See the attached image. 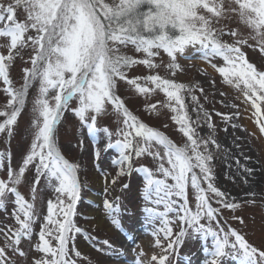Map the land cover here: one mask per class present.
Here are the masks:
<instances>
[{"label":"snow or ice","instance_id":"snow-or-ice-1","mask_svg":"<svg viewBox=\"0 0 264 264\" xmlns=\"http://www.w3.org/2000/svg\"><path fill=\"white\" fill-rule=\"evenodd\" d=\"M233 15L248 30L246 37L218 27ZM226 34L233 38L232 43L222 39ZM0 38V48L6 49V54L0 52V81L4 85L0 91L6 95V104L0 110V134L8 138L9 147L26 109L29 90L37 86L30 141L17 164L18 171L12 166L13 154L0 151V172L6 175V179H0V211L11 204L14 220V225L0 227V264H83L87 259L75 244L84 231L75 221L82 190L80 165L70 162L57 143L58 126L68 112L87 128L89 135L103 131L109 138L107 147L118 150L119 160L113 163L120 168L111 185L131 175L138 158L154 162V167H135L144 174L143 199L152 205L144 210L145 224L155 237V254L147 257V264H169L176 247L193 234L204 240L211 237V247L204 248V264H222L226 257L238 264H264V250L251 245L240 231L219 226L222 210L234 213L240 205L216 186L213 162L221 145L211 113L199 104L193 87L158 74L143 78L126 75L135 64L149 70L159 68L153 58L161 55L160 50L170 58L168 69H179V56L189 47L196 48L210 63V58L222 60V66H211L226 85L243 94L245 103L250 102L259 131L264 134V68L250 62L242 51L254 44L264 55V0H0ZM129 46L136 53L146 54V58L121 54ZM25 51L30 66L22 68L23 83L16 88L10 70ZM175 74L173 71L172 76ZM119 81L144 96L156 90L163 92L167 103H158L170 109L171 121L185 138L181 146L138 120L118 95ZM185 92L194 105L195 119L189 115ZM109 110L120 124L115 133L97 127L98 118ZM145 110L158 111L157 103ZM216 115L225 118L224 114ZM202 125L210 130L206 136L198 131ZM113 135L117 137L114 144ZM99 155L97 151V158ZM236 164L245 176L253 174L254 169L240 160ZM32 170L34 179L26 197L19 186L26 171ZM108 184L105 177L106 193ZM122 187L127 189L129 185ZM189 188L195 197L194 209L190 207ZM41 195L47 197L46 215L37 209ZM244 203L254 204L255 200L246 199ZM161 205L163 210H159ZM103 208L110 223L119 229V197L115 202L105 199ZM234 218L244 223L242 218ZM38 222L37 233L34 228ZM174 225L178 232L174 233ZM87 239L93 240L92 247L99 252L105 248L110 250L108 254L114 251L108 240ZM162 241H167L166 246ZM24 242L29 244L28 250L22 246ZM145 255L140 253L141 257ZM137 264H145L144 259Z\"/></svg>","mask_w":264,"mask_h":264},{"label":"rangeland","instance_id":"rangeland-1","mask_svg":"<svg viewBox=\"0 0 264 264\" xmlns=\"http://www.w3.org/2000/svg\"><path fill=\"white\" fill-rule=\"evenodd\" d=\"M111 3V0H105ZM146 10V6H145ZM218 27H224L225 31H238L242 37L248 35V30L234 15L229 20H224ZM222 39L225 42L232 43L233 38L230 35H224ZM0 43H3V38H0ZM252 43V42H250ZM242 51L246 54L247 59L254 63L257 67L264 68V55H262L258 48L245 46ZM0 52L6 54V49L0 48ZM153 58L154 63L160 65L157 69L149 70L146 66L135 64L132 65L126 72L129 78L145 77L147 75L158 74L162 78L174 79L176 82H182L190 87H193V94L197 95L199 104L211 113V122L215 127V136L221 148L216 151V157L213 162L214 172L217 176L216 186L228 194L230 199L237 202L240 206L233 213L230 210H222V215L218 216L221 227L227 230L236 229L241 234L246 236L248 242L264 250V134L259 131V126L256 123V117L253 115L254 109L251 108L250 102L245 103L243 94L233 86L226 85L222 77L213 69L211 63L217 66H222V60L218 58H210L205 60L203 53L196 48L189 47L184 54L178 58L179 69H168L167 64L170 58L166 54ZM121 54L128 55L132 59H144L146 54L136 53L133 46L127 49H122ZM28 60V51H25L23 58L18 57L15 61L14 67L10 70V78L13 81V86L19 88L23 83L22 68L28 67L30 64L26 63ZM175 71V76L172 72ZM143 83V80L139 81ZM4 87L3 82L0 81V89ZM149 87H152L149 85ZM203 88V93L199 91ZM118 95L125 101L126 107L137 116L140 122L154 128L155 130L163 132L175 144L181 146L183 143L182 134L178 132V126L171 121L170 109L162 107L161 103H167V97L163 92L156 90L151 94L144 96L135 92V89L128 86L126 82H118ZM224 93V95H221ZM37 94V86H33L29 90L27 98L26 109L19 118V127L15 130L14 136L11 138L10 147L8 138L0 134V151H10L13 154L12 166L18 171L17 164L21 160L25 149L30 141L29 126L31 122V108L32 102ZM185 103L188 106L189 115L192 119L196 118V112L192 111L194 105L190 100V96L185 92ZM206 97V98H205ZM157 103L158 111L149 113L145 109L148 105ZM6 104V95L0 91V110ZM110 107V106H109ZM216 113L224 114L222 118ZM234 113L238 115L234 116ZM227 117H232L228 119ZM3 118H0L2 120ZM168 127L165 128L164 124ZM235 125V127H233ZM120 126L116 116L109 110L108 114L99 117L97 120V127H107L110 131L115 133V130ZM201 136H206L209 129L206 125H202L198 129ZM117 137L113 135L111 142L114 144ZM226 140H233L237 145L236 148L243 150V157L246 161L252 163L254 167L255 183L247 184L246 178L242 175H232L225 170L224 155L227 151L224 150V143ZM109 138L103 131L96 132L95 135H89L87 128L81 127L79 122L71 112L65 114L61 125L58 126L57 143L62 152L70 162L80 165V179L82 181L81 199L77 203V215L75 221L77 226L84 231L78 235L75 241L76 248L82 253L83 264H109L116 261L114 257L121 260L125 252L129 253V248L135 247L140 238H150L153 243L155 237L151 235L152 228L145 224L146 207H152L143 199V176L142 172L135 171V167L148 166L154 167V162L151 158H138L134 170L131 175H126L118 180V183L113 186L110 184L112 178L116 176L120 166L113 162L119 160V152L116 148H108L107 144ZM100 155L97 158L96 152ZM7 163V162H6ZM105 177H107L109 184V191L105 192ZM0 179H6V175L0 172ZM34 179V170L26 171L25 180L19 186L22 194L29 192V184ZM127 184V189L122 185ZM251 185V187H250ZM206 186V185H205ZM254 191L255 196L247 195ZM119 197V204L121 211L119 219L121 227L116 229L110 223V218L106 215L103 208V201L108 199L115 202V198ZM46 196H38L37 209L46 215ZM255 200L254 204L244 203L245 200ZM190 207L194 209V194L189 188ZM43 201V207L41 202ZM215 204V203H214ZM11 204L7 206L6 211H0V227L14 225V220L11 217ZM99 210L103 214L104 222L101 224L97 218ZM159 210H163L161 205ZM242 218L244 223L241 224L238 219ZM207 225V221H201ZM40 223L35 225L34 231L38 233ZM213 227L217 225L213 222ZM173 231L178 232L179 228L173 226ZM191 231V230H190ZM92 237L100 241L108 240L112 245L114 251L109 253V249L105 248L104 252L97 251L92 247L93 240L87 239ZM174 238V237H173ZM3 237L0 236V241ZM116 242H122V246H117ZM166 246L167 241H162ZM0 246H3L0 244ZM25 250H28L29 244L24 242ZM130 246V247H129ZM205 247H211V237L207 240L200 238L199 234H193L192 237H185L184 242L176 247L175 253L170 258L169 264H204L206 254ZM155 254V253H154ZM134 258H139L138 252L132 253ZM222 264H238V261L232 258H224Z\"/></svg>","mask_w":264,"mask_h":264},{"label":"bare ground","instance_id":"bare-ground-1","mask_svg":"<svg viewBox=\"0 0 264 264\" xmlns=\"http://www.w3.org/2000/svg\"><path fill=\"white\" fill-rule=\"evenodd\" d=\"M224 143V150L227 151V153L224 155V165H225V170H227V172L229 171L230 174L232 175H242L243 177L246 178V180L248 181L247 184H253L255 183V179H254V173L251 176H245L242 172V170H238V165L236 164L237 160H240L241 164L246 165L248 167H251L252 169H254L252 163H250L249 161H246L245 159H243V157L246 158V156L244 155L243 150H241L239 147L236 148V144L235 141L233 140H226ZM95 213H97V218L99 220V222L102 224L104 222V216L101 212H99V210L94 211ZM117 246H122V242H116ZM137 245L135 247H131L129 248V253L125 252L124 256L121 260H118L117 257H114V259L116 260L115 262L112 261L109 264H137V261L140 259H144L145 264H147V257H150L152 254H154L153 251V246L154 243L153 241L146 237L141 239L140 241H137L136 243ZM124 248V246H122ZM130 247V246H129ZM158 251V249L156 250ZM138 252V256L139 258H134L132 255V253ZM140 253H145V257H141Z\"/></svg>","mask_w":264,"mask_h":264},{"label":"trees","instance_id":"trees-1","mask_svg":"<svg viewBox=\"0 0 264 264\" xmlns=\"http://www.w3.org/2000/svg\"><path fill=\"white\" fill-rule=\"evenodd\" d=\"M213 206L216 207L217 205H215V204L213 203Z\"/></svg>","mask_w":264,"mask_h":264}]
</instances>
